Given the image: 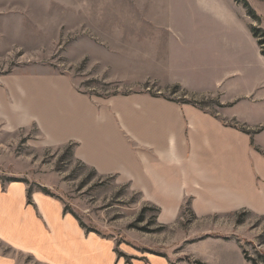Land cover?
I'll return each mask as SVG.
<instances>
[{"label":"rangeland","instance_id":"obj_1","mask_svg":"<svg viewBox=\"0 0 264 264\" xmlns=\"http://www.w3.org/2000/svg\"><path fill=\"white\" fill-rule=\"evenodd\" d=\"M53 76L96 102L149 94L211 114L231 102L238 118L228 125L258 134L264 125L242 120L264 87L248 93L264 79V0H0V86ZM190 79L198 91L183 87ZM77 146L49 144L34 123L10 132L0 123V179L24 183L29 203L38 193L61 204L129 264L149 254L170 264H264V215L200 218L186 200L162 223L129 183L77 160Z\"/></svg>","mask_w":264,"mask_h":264},{"label":"crops","instance_id":"obj_2","mask_svg":"<svg viewBox=\"0 0 264 264\" xmlns=\"http://www.w3.org/2000/svg\"><path fill=\"white\" fill-rule=\"evenodd\" d=\"M198 42L191 40L203 46ZM254 79L253 96L264 85ZM188 81L183 87L199 90ZM260 89L246 102L242 122L251 126L264 125ZM223 102L220 114L149 94L96 102L67 77H20L0 86V123L6 132L34 123L53 145L76 142L77 160L129 183L161 210L162 223L178 218L186 200L200 218L239 210L264 215V130L253 135L228 125L238 115ZM34 194L29 203L24 183L0 179V264H129L117 259L113 243L80 229L61 204ZM139 258L130 264H170L151 254Z\"/></svg>","mask_w":264,"mask_h":264},{"label":"trees","instance_id":"obj_3","mask_svg":"<svg viewBox=\"0 0 264 264\" xmlns=\"http://www.w3.org/2000/svg\"><path fill=\"white\" fill-rule=\"evenodd\" d=\"M258 34H259V31H258V30H255V31L253 32V35H254L255 38L258 37ZM261 44H263V43H261ZM171 101H172V100H171ZM192 105H194V104H192ZM194 106H196V105H194ZM263 155H264V154H263ZM157 211H159V210H157Z\"/></svg>","mask_w":264,"mask_h":264}]
</instances>
